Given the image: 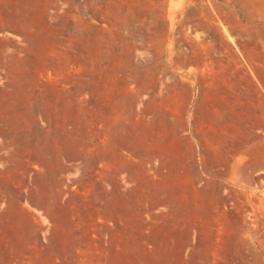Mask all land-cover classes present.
I'll use <instances>...</instances> for the list:
<instances>
[{"label":"rangeland","instance_id":"obj_1","mask_svg":"<svg viewBox=\"0 0 264 264\" xmlns=\"http://www.w3.org/2000/svg\"><path fill=\"white\" fill-rule=\"evenodd\" d=\"M7 259L264 264V0H0Z\"/></svg>","mask_w":264,"mask_h":264},{"label":"crops","instance_id":"obj_2","mask_svg":"<svg viewBox=\"0 0 264 264\" xmlns=\"http://www.w3.org/2000/svg\"><path fill=\"white\" fill-rule=\"evenodd\" d=\"M239 77L238 76H235V75H229V76H226V75H217L215 76L214 78V81L215 82H218L219 84H222V83H226L227 85H229L230 87H238V83H239ZM225 101L224 104H228V108H229V112H233V111H236L237 109V105L239 104V101H240V98L238 95H236V97L234 98H231V97H227L225 98ZM243 101V100H242ZM237 152H229V153H226V152H221V153H218V154H215L214 155H211V156H207V161H211V160H215L217 162H229V163H232L233 161L235 162L237 159H238V156H237ZM192 158V157H191ZM189 157V159H191ZM232 166L230 165L229 168H231ZM217 179H220V180H217L215 181L214 183H217V184H228V183H237L236 180H227V179H234L236 178L234 175L232 176V174H226V175H217L215 176ZM6 261H9L10 263L9 264H16L15 263V260L13 259H7Z\"/></svg>","mask_w":264,"mask_h":264},{"label":"bare ground","instance_id":"obj_3","mask_svg":"<svg viewBox=\"0 0 264 264\" xmlns=\"http://www.w3.org/2000/svg\"><path fill=\"white\" fill-rule=\"evenodd\" d=\"M208 236L209 239H206V247L210 250L208 255L211 257L212 261H215L217 258L221 257V253L218 251L217 247V242L219 241L220 233L219 231H210Z\"/></svg>","mask_w":264,"mask_h":264}]
</instances>
